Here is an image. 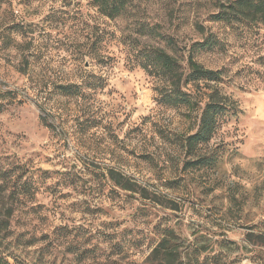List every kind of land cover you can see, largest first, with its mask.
Segmentation results:
<instances>
[{
  "label": "rangeland",
  "instance_id": "obj_1",
  "mask_svg": "<svg viewBox=\"0 0 264 264\" xmlns=\"http://www.w3.org/2000/svg\"><path fill=\"white\" fill-rule=\"evenodd\" d=\"M220 1L131 0L110 19L89 0H0L10 264H156L164 239L183 264H264V22H213ZM199 24L216 46L196 60L222 80L187 90L229 109L203 169L182 147L197 112L160 104L167 84L136 59L160 47L184 63Z\"/></svg>",
  "mask_w": 264,
  "mask_h": 264
},
{
  "label": "trees",
  "instance_id": "obj_2",
  "mask_svg": "<svg viewBox=\"0 0 264 264\" xmlns=\"http://www.w3.org/2000/svg\"><path fill=\"white\" fill-rule=\"evenodd\" d=\"M99 10V12L110 18L116 19L127 9L131 0H89ZM212 21L225 24L241 23H263L264 22V0H221L219 12L212 15ZM198 30L203 35V41L193 44L185 50L184 63H181L174 55L169 54L165 49L153 47L143 55L137 56L138 66L150 76L157 77L167 84V89L161 94L160 104L169 106H187L198 114V125L195 132L185 137L182 141L185 157H192L191 161H186L185 167L189 164L197 169L211 167L216 161L215 158L203 153L201 148L208 145L214 138L219 128V120L228 111V107L214 95L206 103L197 97L196 93H189V86L197 87L201 83H220L222 80L221 71L206 69L196 60L198 51L213 50L216 46V39L207 33V29L202 25H197ZM58 92L66 97L80 98L84 96L81 86L66 85L59 86ZM28 185V182L26 183ZM18 190V189H17ZM17 196L29 193L28 189L18 192ZM12 213L9 214V217ZM173 236V233L168 234ZM175 252L169 241L164 239L155 249L153 256L156 264H183L174 257ZM0 264H10L7 257L0 251ZM155 264V263H152Z\"/></svg>",
  "mask_w": 264,
  "mask_h": 264
}]
</instances>
